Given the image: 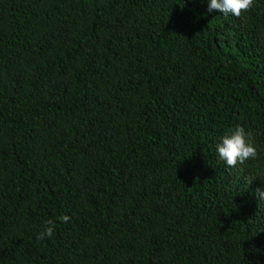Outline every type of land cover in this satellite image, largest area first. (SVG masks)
<instances>
[{
    "label": "trees",
    "instance_id": "1",
    "mask_svg": "<svg viewBox=\"0 0 264 264\" xmlns=\"http://www.w3.org/2000/svg\"><path fill=\"white\" fill-rule=\"evenodd\" d=\"M261 179L264 0H0V264H264Z\"/></svg>",
    "mask_w": 264,
    "mask_h": 264
},
{
    "label": "clouds",
    "instance_id": "2",
    "mask_svg": "<svg viewBox=\"0 0 264 264\" xmlns=\"http://www.w3.org/2000/svg\"><path fill=\"white\" fill-rule=\"evenodd\" d=\"M253 6L254 0H208L209 12L218 10L225 16L231 14L235 17H241L242 13L248 12ZM216 150L219 159L224 161L230 168H235L248 160H255L258 157V149L254 143L253 134L242 125H236L222 136L221 142L216 145ZM261 181L262 186L255 190V195L259 201L264 200V180L261 179ZM60 220L63 223H68L70 217L63 215ZM54 228L55 224L52 220L46 221L37 239L42 241L46 238H51Z\"/></svg>",
    "mask_w": 264,
    "mask_h": 264
}]
</instances>
